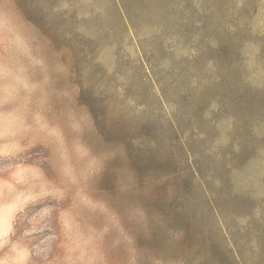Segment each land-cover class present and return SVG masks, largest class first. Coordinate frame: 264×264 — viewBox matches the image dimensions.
Masks as SVG:
<instances>
[{"label": "rangeland", "instance_id": "1", "mask_svg": "<svg viewBox=\"0 0 264 264\" xmlns=\"http://www.w3.org/2000/svg\"><path fill=\"white\" fill-rule=\"evenodd\" d=\"M0 264H264V0H0Z\"/></svg>", "mask_w": 264, "mask_h": 264}]
</instances>
